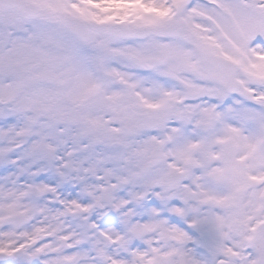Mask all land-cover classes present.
I'll return each instance as SVG.
<instances>
[{
  "label": "snow or ice",
  "instance_id": "1",
  "mask_svg": "<svg viewBox=\"0 0 264 264\" xmlns=\"http://www.w3.org/2000/svg\"><path fill=\"white\" fill-rule=\"evenodd\" d=\"M0 264H264V0H0Z\"/></svg>",
  "mask_w": 264,
  "mask_h": 264
}]
</instances>
